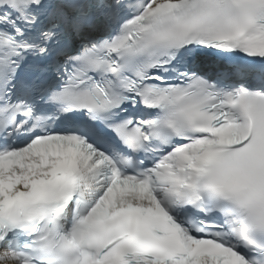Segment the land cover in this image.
I'll return each mask as SVG.
<instances>
[{
	"label": "snow or ice",
	"instance_id": "6c2138e0",
	"mask_svg": "<svg viewBox=\"0 0 264 264\" xmlns=\"http://www.w3.org/2000/svg\"><path fill=\"white\" fill-rule=\"evenodd\" d=\"M120 3L94 7L108 10ZM93 23L75 0H0V155L29 149L47 137H74L102 162L93 164L91 176L85 174L62 215L24 198L23 184L9 193L14 203L0 211V264H214L228 259L216 245L239 264H264V66L258 84L234 92L220 86L226 74L217 77L218 84L195 71L185 73L179 84H165L151 74L166 69L183 47L239 50L264 62V0H147L111 40L83 48L65 65L38 62L67 53L71 35L87 33ZM25 64L34 77L18 94L17 76ZM50 71L62 83L48 99L103 121L127 153L114 149L109 155L87 135L73 132L36 131L26 142L13 139L26 128L31 131L33 119L32 127H41L29 98ZM129 103L162 115L116 121ZM222 128L234 137L227 150L214 147ZM140 152L151 166L133 159ZM212 152L215 158L209 160ZM240 169H248L251 179L223 196L216 185ZM118 176L147 185L148 197L121 195L119 203L105 207ZM157 204L171 223L152 214ZM122 206L142 211L121 215ZM188 207L204 217L182 219L180 210ZM217 210L223 221L209 219ZM101 211L115 219L85 228V217ZM20 232L30 238L23 248L10 239Z\"/></svg>",
	"mask_w": 264,
	"mask_h": 264
}]
</instances>
